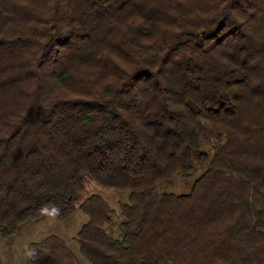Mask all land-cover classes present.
<instances>
[{"label": "trees", "instance_id": "trees-1", "mask_svg": "<svg viewBox=\"0 0 264 264\" xmlns=\"http://www.w3.org/2000/svg\"><path fill=\"white\" fill-rule=\"evenodd\" d=\"M48 210L26 264H264V0H0V237Z\"/></svg>", "mask_w": 264, "mask_h": 264}, {"label": "rangeland", "instance_id": "rangeland-1", "mask_svg": "<svg viewBox=\"0 0 264 264\" xmlns=\"http://www.w3.org/2000/svg\"><path fill=\"white\" fill-rule=\"evenodd\" d=\"M195 177V175H192L189 179L176 177L170 182L159 184L157 186V191L159 193H172L175 195L185 194L188 192ZM91 195H98L109 202L112 209L116 212L112 220V227H115L118 221V206L126 201L127 193L105 189L90 180H86L85 191L82 193L81 199L84 200ZM84 222V216L79 210H76L74 214L64 222H59L55 218L53 211L48 210L42 220L23 224L14 236L8 238L0 237L1 263L26 264L29 244L34 241H39L49 235L59 237L81 262L74 238Z\"/></svg>", "mask_w": 264, "mask_h": 264}]
</instances>
